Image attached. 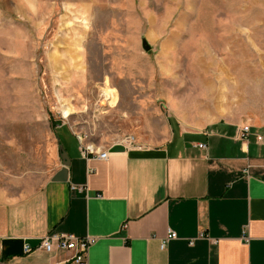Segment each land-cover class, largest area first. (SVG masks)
Returning a JSON list of instances; mask_svg holds the SVG:
<instances>
[{
    "label": "rangeland",
    "instance_id": "1",
    "mask_svg": "<svg viewBox=\"0 0 264 264\" xmlns=\"http://www.w3.org/2000/svg\"><path fill=\"white\" fill-rule=\"evenodd\" d=\"M252 117L264 0H0L1 189L40 186L59 122L83 144L149 148Z\"/></svg>",
    "mask_w": 264,
    "mask_h": 264
},
{
    "label": "crops",
    "instance_id": "2",
    "mask_svg": "<svg viewBox=\"0 0 264 264\" xmlns=\"http://www.w3.org/2000/svg\"><path fill=\"white\" fill-rule=\"evenodd\" d=\"M251 119L262 141H242L239 119L180 125L162 146L106 160L84 156V142L57 123L40 186L0 188V264H71L69 252L39 249L52 233L94 238L90 264H264V124ZM61 147L70 166L66 181H54ZM169 231L177 239L162 250Z\"/></svg>",
    "mask_w": 264,
    "mask_h": 264
},
{
    "label": "built area",
    "instance_id": "3",
    "mask_svg": "<svg viewBox=\"0 0 264 264\" xmlns=\"http://www.w3.org/2000/svg\"><path fill=\"white\" fill-rule=\"evenodd\" d=\"M240 139L245 142H249L251 138L256 137L257 141H262L263 138L260 135H255L253 132V127L245 123L241 126L240 131ZM80 143H82V137H78ZM83 154L84 156H95L100 160L108 159L110 152V148L115 145H121L126 150H133V149H142L139 144H137L135 138H127L126 140L119 142L117 144L111 145L108 147L106 151H102L100 148H96L93 144H84ZM201 149L207 148L206 145L201 144L199 145ZM177 239V234L175 232L169 231L165 240H163L161 244L162 250L167 248L168 242L171 240ZM95 243L94 238H79L74 234H58L52 233L45 235L39 246V249L45 251L49 254H56L57 252H69L71 253V257L65 261V263L71 264H90L89 262V254L92 245ZM33 249L29 245H25V252L29 253L32 252ZM56 264H64L63 262H57Z\"/></svg>",
    "mask_w": 264,
    "mask_h": 264
},
{
    "label": "water",
    "instance_id": "4",
    "mask_svg": "<svg viewBox=\"0 0 264 264\" xmlns=\"http://www.w3.org/2000/svg\"><path fill=\"white\" fill-rule=\"evenodd\" d=\"M143 48L145 51L151 50V46L146 41L143 42ZM61 151H62L61 158L63 161L64 168L58 174H56L53 177L54 181H66L67 167L70 166V158H69L67 152L64 150L63 147H61ZM125 151H126V149L121 145H115L112 148H110L111 153L125 152Z\"/></svg>",
    "mask_w": 264,
    "mask_h": 264
},
{
    "label": "bare ground",
    "instance_id": "5",
    "mask_svg": "<svg viewBox=\"0 0 264 264\" xmlns=\"http://www.w3.org/2000/svg\"><path fill=\"white\" fill-rule=\"evenodd\" d=\"M64 118H66V119H68L69 117H70V114H69V112H67V111H65V114H64Z\"/></svg>",
    "mask_w": 264,
    "mask_h": 264
}]
</instances>
